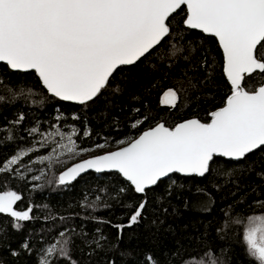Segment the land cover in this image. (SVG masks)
Listing matches in <instances>:
<instances>
[{
	"label": "snow or ice",
	"instance_id": "obj_1",
	"mask_svg": "<svg viewBox=\"0 0 264 264\" xmlns=\"http://www.w3.org/2000/svg\"><path fill=\"white\" fill-rule=\"evenodd\" d=\"M177 16L182 19L177 21ZM193 30L204 34L207 42L214 38L222 50V74L227 93L221 106L208 112L205 121L193 117L171 127L164 122L157 123L126 146L68 168L58 177L59 184L71 183L88 170L115 172L134 193L143 194L165 180L175 184L172 174L205 177L219 158L239 162L249 154L264 152V0H0V62L13 72H34L38 83L52 97L83 106L113 88L114 74L122 73L128 66L139 67L159 55L158 49L174 38L186 39L187 44H171L170 54L187 51L189 54L184 55L183 60L189 63L185 67H195L198 62L191 53L195 51L199 55L205 50L193 47ZM199 63H207V57ZM192 79L195 77L180 82L179 89L165 91L161 105L176 108L181 99L179 93L186 91L184 84L195 88L201 83L197 79L193 84ZM204 79L212 83L210 74ZM249 80L256 82L249 84ZM113 91L119 92V86ZM27 93L31 95L32 90ZM24 94L25 90L20 89L19 95ZM3 100L0 96V101ZM148 119L145 115L131 127L137 128ZM23 120L24 115L20 114L12 122L13 127ZM27 132L32 136L39 129L32 127ZM41 135L44 139L39 143L44 147L53 133ZM55 135L60 136L61 141L66 138L67 143H59L53 153L58 150L77 152L73 139L77 135L76 128L65 134L57 126ZM15 140L11 128L0 134V141ZM34 150V146L19 148L0 162V172L17 171L14 166ZM50 159L51 156L39 157V162ZM260 175L264 179V173ZM33 179L40 180L41 176ZM127 191L125 187L119 189V193ZM20 200L21 196L15 191L0 192V214L10 217L17 231L23 227L21 222L34 219L31 206L23 211L14 208ZM255 203L264 206V201ZM144 208L145 202H141L127 225L114 227L122 231L138 223ZM234 222L243 227L242 240L248 255L264 264V214H253ZM67 232L65 229L46 242L36 264H59L61 260L78 264L71 258L73 241ZM11 254L31 256L30 241L25 239L20 250H13ZM146 259L151 261L150 257ZM186 264L222 262L209 250Z\"/></svg>",
	"mask_w": 264,
	"mask_h": 264
},
{
	"label": "trees",
	"instance_id": "obj_2",
	"mask_svg": "<svg viewBox=\"0 0 264 264\" xmlns=\"http://www.w3.org/2000/svg\"><path fill=\"white\" fill-rule=\"evenodd\" d=\"M191 35L193 47L205 50L199 55L191 53L198 62L195 67H185L189 63L183 60L187 51L170 54L171 44H187L186 39L174 38L158 49L159 55L139 67L128 66L114 74L112 86H119V92L109 88L87 106L52 97L34 72H13L0 62V96L4 97L0 101V134L11 128L16 136L14 142L0 141V162L19 148H35L14 166L17 171L0 172V192H17L21 200L14 208L23 211L31 206L34 216L31 221L21 222L23 227L17 231L11 218L0 214V264H36L40 249L65 229L73 241L71 258L78 264H186L209 250L222 264H259L246 252L243 227L234 221L264 214V206L255 203L264 201V179L260 175L264 173V152L249 154L239 162L219 158L205 177L172 174L175 184L165 180L143 194L134 193L115 172L88 171L61 185L58 177L74 158L43 163L37 159L52 148L51 143L41 147V133L55 132L57 126L70 132L76 128L73 139L78 147L103 144L109 150L158 122L171 127L193 116L207 120V113L221 106L227 93L222 50L214 38L207 42L198 30ZM205 56L207 63H199ZM209 74L212 83L204 79ZM193 77V84L197 79L201 83L195 88L185 83L186 91L179 93L176 108L161 105L165 91L179 89L180 82ZM255 82L249 80V84ZM20 89L25 90L24 95H19ZM20 114L24 120L13 127L12 122ZM145 115L148 120L131 127ZM32 127L39 132L29 136L27 130ZM42 170L44 176L34 180ZM122 187L128 191L119 193ZM141 202H145V208L138 223L122 231L114 227L127 225ZM25 239L30 241L33 254L14 257L12 251H19ZM59 264L68 262L61 260Z\"/></svg>",
	"mask_w": 264,
	"mask_h": 264
},
{
	"label": "rangeland",
	"instance_id": "obj_3",
	"mask_svg": "<svg viewBox=\"0 0 264 264\" xmlns=\"http://www.w3.org/2000/svg\"><path fill=\"white\" fill-rule=\"evenodd\" d=\"M60 131H62L65 134H70L71 133L70 131H63L62 129H60ZM55 132L51 131V133H53V135L48 137V142L47 143H51L52 144L51 150H49V152H47L46 154L40 155L39 157L51 156L50 160H52V159H54V160H61V159L63 160V159H65L66 160V158H74L73 160L75 161V160H77L79 158L91 155L93 153H98V152H100L102 150L106 151L105 150V146L103 148H98L95 145L93 147H77V152L76 153H67V152H65L63 150H58L57 152L53 153V149L54 148H58V144L59 143H67L66 138L63 141H61L60 136L55 135ZM46 133H49V132H46ZM46 133H44V134H46ZM121 144H119V145H121ZM119 145H117V146H119ZM81 149H87V151H80ZM39 157L37 158L38 160H39ZM44 174H45V171L42 170L36 176L43 177Z\"/></svg>",
	"mask_w": 264,
	"mask_h": 264
},
{
	"label": "water",
	"instance_id": "obj_4",
	"mask_svg": "<svg viewBox=\"0 0 264 264\" xmlns=\"http://www.w3.org/2000/svg\"><path fill=\"white\" fill-rule=\"evenodd\" d=\"M213 110H214V109H213ZM193 117H195V116H193ZM193 117H188V118H185V119H183V120L190 119V118H193ZM196 118H198V117H196ZM199 119H200V118H199ZM201 120H202V119H201ZM181 121H182V120H181ZM181 121H179V122H181ZM202 121H204V120H202ZM179 122H177V123H179ZM158 123H160V122H158ZM156 124H157V123H156ZM153 126H155V124L152 125V126H150V127H153ZM166 126H168V125H166ZM150 127H147V128H145V129H143L139 134H141L144 130H147V129L150 128ZM169 127H170V126H169ZM139 134H137L135 137H133V138L127 140L125 143H123V144H121V145H119V146L113 147V148H111V149H109V150H106V151H102V152H98V153H93V154H91V155H88V156H85V157L79 158V159H77V160L71 162L69 165H67V166L61 171L60 175H61L64 171H66L68 168H71V167L74 166L75 164L80 163V162H82V161L85 160V159H89V158H91V157H93V156H96V155H102V154H105V153L108 152V151H116V150H118L119 148L126 146V144H127L128 142H131V140L137 138V137L139 136ZM88 171H94V170H88ZM88 171H87V172H88ZM85 173H86V172H85ZM82 174H83V173H82Z\"/></svg>",
	"mask_w": 264,
	"mask_h": 264
}]
</instances>
